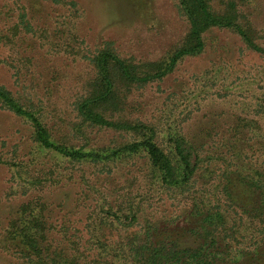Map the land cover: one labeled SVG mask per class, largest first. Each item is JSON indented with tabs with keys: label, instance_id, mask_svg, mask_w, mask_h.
<instances>
[{
	"label": "trees",
	"instance_id": "16d2710c",
	"mask_svg": "<svg viewBox=\"0 0 264 264\" xmlns=\"http://www.w3.org/2000/svg\"><path fill=\"white\" fill-rule=\"evenodd\" d=\"M31 1L6 0L0 26V60L15 84L0 83V107L31 127L23 154L16 143L0 152L17 184L6 195L32 192L0 228V248L13 264H264V68L219 75L199 90L235 111L217 136L185 132L193 89L183 91L161 126L126 108L184 55L200 52L209 28L230 30L264 56V26L238 0H175L182 32L157 57L140 58L119 53L111 40L87 45L76 0H41L49 7L45 17ZM32 45L68 68L42 78L34 56L21 52ZM122 164L134 173L110 197L97 180ZM75 179L92 204L81 228H64L50 218L41 193ZM233 180L246 199L235 196ZM163 194L185 205L193 223L174 236L169 228H129L142 206Z\"/></svg>",
	"mask_w": 264,
	"mask_h": 264
},
{
	"label": "rangeland",
	"instance_id": "374dc122",
	"mask_svg": "<svg viewBox=\"0 0 264 264\" xmlns=\"http://www.w3.org/2000/svg\"><path fill=\"white\" fill-rule=\"evenodd\" d=\"M6 0H0L1 15ZM10 1V0H9ZM83 10L79 33L87 45L93 46L100 40H111L116 50L123 55L140 58H155L173 42L184 27L175 0H76ZM252 20L264 26V0H238ZM39 15L46 16V1L32 0ZM204 47L196 54L184 55L161 81L147 84L140 92L134 93L126 108L143 119H151L157 125H163L164 118L175 113L174 103L183 102V91L193 89L189 97L190 115L184 126L185 132L199 139L204 134L222 133L227 120H231L232 112L226 102L206 92L199 95L200 89L208 90L217 76H232L253 67L264 68V56L246 48L239 37L226 28L212 27L204 33ZM24 46V44H23ZM22 53L31 54L36 61V68L43 76L48 77L53 70L67 69L65 61L59 56H49L40 49L26 46ZM6 50L0 44V58ZM77 66V64H74ZM201 78V79H200ZM0 83L14 88L13 77L7 65L0 60ZM31 127L27 120L0 107V152H6L12 143L18 145L22 154L30 145ZM2 149V150H1ZM136 164L142 165L140 161ZM135 164V165H136ZM135 165H131L134 168ZM10 168L0 163V228H3L9 216L13 215L17 204L31 196L27 194L6 195L8 188H16V182ZM136 172V171H135ZM134 170L128 171L126 165H119L112 176L99 177L98 188L108 191L118 184H128V178ZM206 177L208 174L204 173ZM21 179H18V181ZM234 181V180H233ZM235 182L234 194L246 199L247 193L240 183ZM81 184L77 180L64 181L42 192V199L49 209V216L64 228H81L83 216L89 204H92L91 193H79ZM187 207L176 199L163 194L149 206H142L139 222L129 228H169V235L174 236L183 228L193 223V218L186 214ZM161 234H168L162 233ZM2 236L0 235V244ZM0 264H13V259L0 248Z\"/></svg>",
	"mask_w": 264,
	"mask_h": 264
}]
</instances>
